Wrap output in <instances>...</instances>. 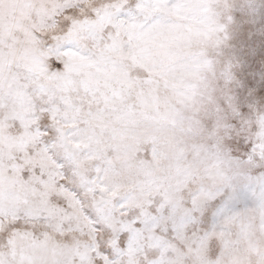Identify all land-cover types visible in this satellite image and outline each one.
Here are the masks:
<instances>
[{"label":"snow or ice","instance_id":"obj_1","mask_svg":"<svg viewBox=\"0 0 264 264\" xmlns=\"http://www.w3.org/2000/svg\"><path fill=\"white\" fill-rule=\"evenodd\" d=\"M0 264H264V0H0Z\"/></svg>","mask_w":264,"mask_h":264}]
</instances>
